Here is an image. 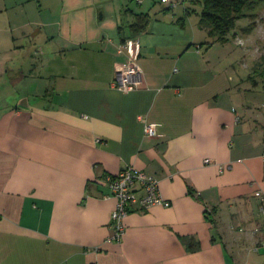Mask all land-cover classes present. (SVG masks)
<instances>
[{"label": "crops", "instance_id": "crops-1", "mask_svg": "<svg viewBox=\"0 0 264 264\" xmlns=\"http://www.w3.org/2000/svg\"><path fill=\"white\" fill-rule=\"evenodd\" d=\"M192 1L0 0V264H264L259 54L239 30L206 45ZM128 167L170 206H134L108 241L104 179Z\"/></svg>", "mask_w": 264, "mask_h": 264}, {"label": "built area", "instance_id": "built-area-1", "mask_svg": "<svg viewBox=\"0 0 264 264\" xmlns=\"http://www.w3.org/2000/svg\"><path fill=\"white\" fill-rule=\"evenodd\" d=\"M160 1L167 3V0ZM137 2L140 3L141 0H137ZM132 43L135 45L134 56L129 59L125 66L117 67L115 70L114 87L123 92L135 89L141 79V69L133 60L138 54V45L134 41ZM126 45H128V42L121 44L120 49ZM139 119L143 123L145 135L148 137H156L157 133L154 125L147 124L144 117H139ZM210 162V159H204V163ZM104 183L110 190L111 196L116 200L115 208L110 214L112 233L108 241L119 242L122 239L125 234L123 219L134 206L138 205L143 211L155 206H170V201L165 200L159 193L158 180L151 175L131 167L122 169L114 176L105 177ZM255 196L259 200L260 212L263 214L264 194L256 191Z\"/></svg>", "mask_w": 264, "mask_h": 264}, {"label": "trees", "instance_id": "trees-1", "mask_svg": "<svg viewBox=\"0 0 264 264\" xmlns=\"http://www.w3.org/2000/svg\"><path fill=\"white\" fill-rule=\"evenodd\" d=\"M256 1L252 0H202L199 13L198 27L205 30L210 41L206 45L224 42L235 30V21L241 16H249L246 12L254 8ZM147 16L139 15L132 27L142 28ZM255 22V21H254ZM253 22V23H254ZM247 33L249 29H243ZM264 65V59L256 67ZM186 251L194 252L199 249V243L193 237H180Z\"/></svg>", "mask_w": 264, "mask_h": 264}, {"label": "rangeland", "instance_id": "rangeland-1", "mask_svg": "<svg viewBox=\"0 0 264 264\" xmlns=\"http://www.w3.org/2000/svg\"><path fill=\"white\" fill-rule=\"evenodd\" d=\"M252 1H256V3L254 4V8L246 12L248 15H250V17L241 16L240 18H238L235 21V30H239L240 37L242 39L245 38L247 42L250 43H247L246 46H244V49H246V47L250 49L252 45V49H254V52L259 54L257 63H260L261 57H263L264 59V0ZM191 3L194 8L196 7V10L198 12L201 11L202 0H196L194 2L192 1ZM243 29H249V31L245 33L246 31L243 32ZM250 55H252V53H250ZM247 71L249 74L251 71L252 75H250V78L252 80H256L257 82L262 81L264 85V65L254 67V69H252V66L250 65L249 70ZM262 82H260V84H262Z\"/></svg>", "mask_w": 264, "mask_h": 264}, {"label": "water", "instance_id": "water-1", "mask_svg": "<svg viewBox=\"0 0 264 264\" xmlns=\"http://www.w3.org/2000/svg\"><path fill=\"white\" fill-rule=\"evenodd\" d=\"M236 34V32L233 33V35Z\"/></svg>", "mask_w": 264, "mask_h": 264}]
</instances>
